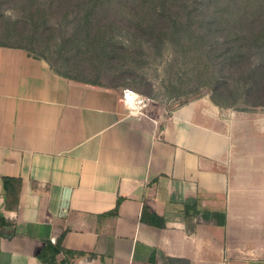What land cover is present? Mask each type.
Masks as SVG:
<instances>
[{
	"label": "crops",
	"instance_id": "0c3cea01",
	"mask_svg": "<svg viewBox=\"0 0 264 264\" xmlns=\"http://www.w3.org/2000/svg\"><path fill=\"white\" fill-rule=\"evenodd\" d=\"M123 89L0 46V264H264V118Z\"/></svg>",
	"mask_w": 264,
	"mask_h": 264
},
{
	"label": "trees",
	"instance_id": "16d2710c",
	"mask_svg": "<svg viewBox=\"0 0 264 264\" xmlns=\"http://www.w3.org/2000/svg\"><path fill=\"white\" fill-rule=\"evenodd\" d=\"M68 1L70 2H67L65 10L71 7L76 13L69 21L74 30L71 37L76 42V52H80L78 47L86 43L89 45L88 52L113 58L110 53L115 52L116 48L101 30L106 27L112 29L126 26V29L133 30L134 35L139 38H152L149 42L155 38H169L177 47L179 56L182 51L193 50L190 57L193 62L191 71L200 75L199 78H206L212 74L214 94L211 99L217 106L224 108L230 106L226 100H232L234 103L241 98L252 106L264 104V0ZM54 2V0H0V6L14 5L16 10L32 16V12L44 13L47 7L55 4ZM121 10L141 13L140 22L131 25L128 18L124 20L110 17ZM135 10L138 11L133 12ZM99 12L104 16H97ZM66 16L68 14H65ZM103 19L107 21L103 23ZM41 20L37 19L35 24L40 25L38 22ZM45 21L46 17L43 19V22ZM35 28L37 30L39 27ZM15 29L11 22H5L2 34L8 36L14 32L15 36H21L25 32H18V29ZM0 46L28 50L26 47L13 44L0 43ZM49 63L53 66L50 61ZM53 68L57 70L54 66ZM110 69L114 80L121 78L126 82L123 78L126 71L114 70L112 67ZM57 71L67 77L78 79L68 73ZM4 181L5 191L9 193L11 187L15 185L8 178H4ZM142 220L161 228L165 226L162 218L149 207H145ZM222 224H225V220ZM47 250L52 251L51 254L45 250L41 256L46 262L52 253L56 255L61 252L58 245H51Z\"/></svg>",
	"mask_w": 264,
	"mask_h": 264
},
{
	"label": "rangeland",
	"instance_id": "374dc122",
	"mask_svg": "<svg viewBox=\"0 0 264 264\" xmlns=\"http://www.w3.org/2000/svg\"><path fill=\"white\" fill-rule=\"evenodd\" d=\"M54 1L55 4L47 7L44 13L32 12V16L16 10L14 5L2 4L0 6V43L26 47L31 54L48 59L57 70L78 79L103 82V84L120 86L124 89L126 87L155 101L163 102L171 108L201 97H211L214 94L212 74L206 78H199L200 75L191 71L193 62L190 57L193 50L182 51L179 56L177 47L169 38H155L149 42L152 38H139L134 35L133 30L126 29V26L112 29L106 27L101 31L106 33L107 39H110L116 48L115 52L110 53L113 58L88 52L89 45L86 43L78 47L80 52H76V42L71 37L74 30L69 23L76 13L71 7L65 10L68 6L67 2L70 1ZM65 14L68 16L65 17ZM43 15L47 19L45 22H43L45 18ZM140 15L141 13L135 14L121 10L111 14L110 17L124 20L128 18L132 25L140 22ZM97 16L104 15L99 12ZM37 19H42L38 22L41 23L40 25L35 24ZM105 21L107 19H103V23ZM5 22H11L12 27H16L18 32H25L21 36H15L14 32L4 36L2 33L5 30ZM35 27L39 28L36 30ZM110 67L114 70L126 71L123 77L126 82L121 78L114 80ZM226 102L230 106H225L223 108L225 111L247 112L264 118V104L252 106L246 103L244 98L234 103L232 100H226Z\"/></svg>",
	"mask_w": 264,
	"mask_h": 264
},
{
	"label": "built area",
	"instance_id": "2783aa9c",
	"mask_svg": "<svg viewBox=\"0 0 264 264\" xmlns=\"http://www.w3.org/2000/svg\"><path fill=\"white\" fill-rule=\"evenodd\" d=\"M122 100L128 107L130 114H144L149 105L155 102L154 99L143 96L129 88L123 89Z\"/></svg>",
	"mask_w": 264,
	"mask_h": 264
}]
</instances>
